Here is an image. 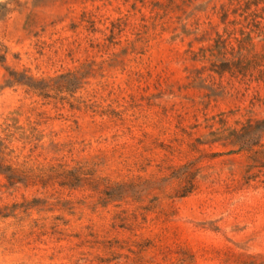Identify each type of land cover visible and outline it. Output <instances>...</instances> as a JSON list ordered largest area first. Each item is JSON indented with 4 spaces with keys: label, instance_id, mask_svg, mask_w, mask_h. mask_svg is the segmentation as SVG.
Masks as SVG:
<instances>
[{
    "label": "rangeland",
    "instance_id": "rangeland-1",
    "mask_svg": "<svg viewBox=\"0 0 264 264\" xmlns=\"http://www.w3.org/2000/svg\"><path fill=\"white\" fill-rule=\"evenodd\" d=\"M254 1L0 0V264H264Z\"/></svg>",
    "mask_w": 264,
    "mask_h": 264
},
{
    "label": "trees",
    "instance_id": "trees-1",
    "mask_svg": "<svg viewBox=\"0 0 264 264\" xmlns=\"http://www.w3.org/2000/svg\"><path fill=\"white\" fill-rule=\"evenodd\" d=\"M260 0H255L254 3L258 4ZM250 3V2H248ZM223 12L224 14H227L228 9L225 8L223 6ZM10 74H12L13 79L12 78H8V80H15L21 83H24L26 85H28L29 87H32L34 89H38V90H43L46 86H48L47 84L44 83V79H37L31 75H28L26 73H22L21 71H15L13 70L12 72L10 71ZM16 74V76H15ZM17 74H22L24 77L20 78L17 77ZM73 73L71 72H67L65 74L62 75H72ZM2 147H3V140L0 139V173H3L5 175V177L7 178V180L9 181V183H14L17 181H23L22 180V176L17 172V170L11 165V164H5L2 160H3V156H2ZM241 147V144H240Z\"/></svg>",
    "mask_w": 264,
    "mask_h": 264
}]
</instances>
